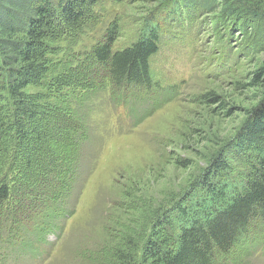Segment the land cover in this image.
<instances>
[{
	"label": "trees",
	"instance_id": "trees-1",
	"mask_svg": "<svg viewBox=\"0 0 264 264\" xmlns=\"http://www.w3.org/2000/svg\"><path fill=\"white\" fill-rule=\"evenodd\" d=\"M100 1L0 0V264L4 258L44 264L69 232L77 205L69 201L77 148L89 138L84 117L72 112L75 96L89 97L73 71L89 61L106 68L93 83L105 95L112 126L130 131L182 91L181 84L165 86L151 73L164 32L161 19L185 33L196 23L195 13L219 11L224 27L244 32L249 41L264 39V0H156L159 21L150 18L131 46L113 50L118 26L91 36L103 22L93 8ZM58 20L64 24L59 30ZM250 78L261 98L230 151L241 159L253 149L256 164L234 172V158L212 156L196 195L171 210L174 222L167 213L157 230L150 227L140 264H234V252L264 255V66ZM137 100L150 106L138 107ZM40 119L54 133L38 130ZM51 232L54 247L47 239ZM128 248L119 250L122 263L135 256L137 247Z\"/></svg>",
	"mask_w": 264,
	"mask_h": 264
},
{
	"label": "rangeland",
	"instance_id": "rangeland-1",
	"mask_svg": "<svg viewBox=\"0 0 264 264\" xmlns=\"http://www.w3.org/2000/svg\"><path fill=\"white\" fill-rule=\"evenodd\" d=\"M156 2L100 1L93 8L103 22L91 36L99 38L116 25L118 36L112 49L131 46L144 23L150 18L159 21ZM218 12L195 13L196 23L188 25L185 33L162 19L158 22L164 32L159 51L151 58L152 76L165 86L181 84L182 91L130 131L112 126L105 95L93 83L106 68H93L89 61L72 72L89 96H75L77 108L72 110L84 117L89 138L77 148L75 193L69 200L77 204L73 221L44 264H140L151 229L157 230L167 213L170 224L174 222L171 210L196 195L211 167V157L226 154L234 158L230 150L249 110L261 98V88L249 82L250 72L264 66V39L249 41L244 32L229 30L217 18ZM63 25L58 20L54 28ZM106 36L98 45L105 43ZM144 97L138 94L139 99ZM137 102L138 107L150 106V102ZM38 123V130L54 133L46 119ZM256 162L250 149L241 159H233L234 172ZM47 239L49 247H54L55 233ZM129 245L137 247L135 256L122 263L119 250H129ZM236 253V264H264V255L253 258ZM3 264L18 263L4 258Z\"/></svg>",
	"mask_w": 264,
	"mask_h": 264
},
{
	"label": "built area",
	"instance_id": "built-area-1",
	"mask_svg": "<svg viewBox=\"0 0 264 264\" xmlns=\"http://www.w3.org/2000/svg\"><path fill=\"white\" fill-rule=\"evenodd\" d=\"M87 141H88V138L84 139V140L81 142V145H82V143H85V142H87ZM76 173H77V170H76Z\"/></svg>",
	"mask_w": 264,
	"mask_h": 264
}]
</instances>
